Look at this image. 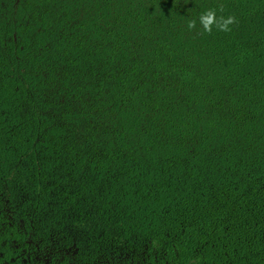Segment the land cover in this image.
I'll use <instances>...</instances> for the list:
<instances>
[{
	"label": "trees",
	"instance_id": "1",
	"mask_svg": "<svg viewBox=\"0 0 264 264\" xmlns=\"http://www.w3.org/2000/svg\"><path fill=\"white\" fill-rule=\"evenodd\" d=\"M62 264H264V0H0V246Z\"/></svg>",
	"mask_w": 264,
	"mask_h": 264
},
{
	"label": "flooded vegetation",
	"instance_id": "2",
	"mask_svg": "<svg viewBox=\"0 0 264 264\" xmlns=\"http://www.w3.org/2000/svg\"><path fill=\"white\" fill-rule=\"evenodd\" d=\"M63 259L44 255L32 243L4 242L0 246V264H62Z\"/></svg>",
	"mask_w": 264,
	"mask_h": 264
}]
</instances>
